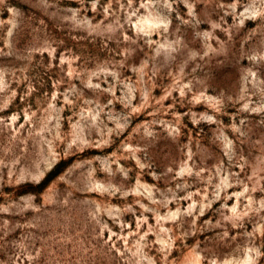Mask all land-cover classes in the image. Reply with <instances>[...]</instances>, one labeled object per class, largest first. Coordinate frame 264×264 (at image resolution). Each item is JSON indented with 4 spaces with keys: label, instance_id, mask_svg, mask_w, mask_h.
<instances>
[{
    "label": "rangeland",
    "instance_id": "obj_1",
    "mask_svg": "<svg viewBox=\"0 0 264 264\" xmlns=\"http://www.w3.org/2000/svg\"><path fill=\"white\" fill-rule=\"evenodd\" d=\"M0 264H264V0H0Z\"/></svg>",
    "mask_w": 264,
    "mask_h": 264
}]
</instances>
